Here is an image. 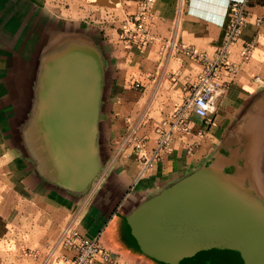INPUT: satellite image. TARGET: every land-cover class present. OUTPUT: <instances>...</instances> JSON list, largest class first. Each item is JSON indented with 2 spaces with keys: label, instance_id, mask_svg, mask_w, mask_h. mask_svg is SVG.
<instances>
[{
  "label": "crops",
  "instance_id": "crops-1",
  "mask_svg": "<svg viewBox=\"0 0 264 264\" xmlns=\"http://www.w3.org/2000/svg\"><path fill=\"white\" fill-rule=\"evenodd\" d=\"M227 1L152 0V39L144 42L124 39L120 29L139 0H0V105L20 84L21 35L29 21L85 27L107 61L100 115L107 162L101 185L81 200L43 186L30 161L11 149L0 121V264H68L75 250L61 244L66 227L98 239L102 253L94 264H156L133 247L125 229L124 217L140 194L200 164L256 179L250 165L264 163V0H247L244 26L228 55L237 70L219 75L225 86L214 112L205 117L190 108L174 125V111L204 65L165 46L174 41L212 58Z\"/></svg>",
  "mask_w": 264,
  "mask_h": 264
},
{
  "label": "water",
  "instance_id": "water-1",
  "mask_svg": "<svg viewBox=\"0 0 264 264\" xmlns=\"http://www.w3.org/2000/svg\"><path fill=\"white\" fill-rule=\"evenodd\" d=\"M20 44V84L0 105L8 143L43 186L81 200L107 162L104 50L85 27L58 20L29 21ZM259 165L245 183L200 164L140 194L124 217L133 247L156 264H264Z\"/></svg>",
  "mask_w": 264,
  "mask_h": 264
},
{
  "label": "built area",
  "instance_id": "built-area-1",
  "mask_svg": "<svg viewBox=\"0 0 264 264\" xmlns=\"http://www.w3.org/2000/svg\"><path fill=\"white\" fill-rule=\"evenodd\" d=\"M152 0H139L137 10L128 15L120 29L122 37L126 40L140 38L142 41H150L149 23L153 20L151 9ZM247 0H228L220 25L223 27L221 45L212 58L198 52L191 46H180L174 41H169L165 48L169 50H181L189 57L199 60L204 65L203 73L198 79L189 82L186 101L174 111V125L184 118L187 110L196 109L203 116H208L215 110V100L221 93L225 83L220 79L222 72L234 73L237 66L228 60L229 49L232 42L238 37L246 20ZM168 139L164 134L158 145L163 147ZM61 244L75 250V256L68 264H94L102 248L97 238H87L76 229L66 227L61 238Z\"/></svg>",
  "mask_w": 264,
  "mask_h": 264
},
{
  "label": "rangeland",
  "instance_id": "rangeland-1",
  "mask_svg": "<svg viewBox=\"0 0 264 264\" xmlns=\"http://www.w3.org/2000/svg\"><path fill=\"white\" fill-rule=\"evenodd\" d=\"M258 159H259V158H258ZM256 160H257V158H256ZM207 164H214V165H216L214 162L207 163ZM225 170H227L228 172L231 171V169H225ZM258 175H259V177L261 178V179H260V182L264 184V172L262 171V168H261L260 165H259V173H258Z\"/></svg>",
  "mask_w": 264,
  "mask_h": 264
},
{
  "label": "flooded vegetation",
  "instance_id": "flooded-vegetation-1",
  "mask_svg": "<svg viewBox=\"0 0 264 264\" xmlns=\"http://www.w3.org/2000/svg\"><path fill=\"white\" fill-rule=\"evenodd\" d=\"M262 171L264 172V169ZM244 182L247 183L248 182L247 179L244 178ZM256 188H257L256 190L258 191L260 197L264 200V190L260 189V187H257V186Z\"/></svg>",
  "mask_w": 264,
  "mask_h": 264
},
{
  "label": "clouds",
  "instance_id": "clouds-1",
  "mask_svg": "<svg viewBox=\"0 0 264 264\" xmlns=\"http://www.w3.org/2000/svg\"><path fill=\"white\" fill-rule=\"evenodd\" d=\"M200 16H202V15H200Z\"/></svg>",
  "mask_w": 264,
  "mask_h": 264
}]
</instances>
